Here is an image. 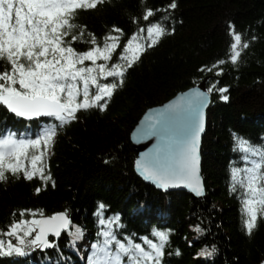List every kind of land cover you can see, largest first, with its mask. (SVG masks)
<instances>
[{"label":"trees","instance_id":"1","mask_svg":"<svg viewBox=\"0 0 264 264\" xmlns=\"http://www.w3.org/2000/svg\"><path fill=\"white\" fill-rule=\"evenodd\" d=\"M170 2L104 0L94 10L80 11L73 23L86 26L85 33L98 39L113 25L131 35L136 28L131 23L134 17L146 8L166 7ZM176 2L178 6L172 10L175 32L163 36L142 55L106 111L81 112L77 122L58 131L43 158L52 177L47 187L38 179L10 177L0 182V232L19 219L21 209H42L45 215L67 209L72 223L84 230L81 249L84 242L95 239L98 229L93 213L103 202L108 206L106 215L119 213L125 226L120 231L133 234V238H152L153 228L171 230L163 264H259L264 260V217L258 216L253 233L248 235L242 204L229 192L230 167L242 166L239 153L233 152L232 133L253 144L261 143L264 137V0ZM229 24L250 44L241 49L236 66L227 61L232 42ZM253 35L255 41L251 40ZM76 47L85 50L87 46ZM218 59L227 62L221 66L223 75L212 79L219 80V87L228 88L229 100H220L215 92L210 95L201 146L205 194L193 198L184 192L155 190L133 172L129 134L145 109L193 86L194 81L201 82L204 74L198 71L200 66H211ZM39 123H28L0 110V127L22 129L31 124L36 128ZM38 186L42 190L36 194ZM24 218L30 217L26 213ZM196 224L206 229L203 235L190 227ZM67 239L62 236L61 249H65ZM213 244L217 251L212 257L196 256L205 246L211 250ZM177 250L180 255H176ZM64 255L71 257L69 264H80L78 254L65 249ZM48 256L56 259L54 251H36L27 258L0 257V264H46Z\"/></svg>","mask_w":264,"mask_h":264},{"label":"snow or ice","instance_id":"2","mask_svg":"<svg viewBox=\"0 0 264 264\" xmlns=\"http://www.w3.org/2000/svg\"><path fill=\"white\" fill-rule=\"evenodd\" d=\"M102 3L104 0H0V110L29 122L48 118L35 129L31 124L23 130L6 125L0 128V182L10 177L38 179L47 187L52 177L43 158L58 131L77 122L81 112H105L142 55L163 36L175 32L172 10L178 6L176 0L166 7L146 8L134 17L131 23L136 28L131 35L113 25L98 39L85 33L86 26L73 23L80 11L94 10ZM228 28L232 42L227 61L236 66L241 49L250 44L233 25ZM77 44L87 47L78 50ZM227 61L218 59L211 66H200L205 89L194 81L192 88L162 107L150 109L140 121L134 141H152L134 161L135 171L144 181L160 190L185 187L196 197L204 196L199 148L206 126L205 109L214 92L220 100H229L228 88L219 87V80L212 79L223 75L221 66ZM232 136L233 152L239 153L242 166L230 167L229 192L242 204L246 215L243 227L251 235L258 216L264 217V137L253 144L234 132ZM41 190L38 186L35 193ZM106 212L108 206L98 203L93 213L98 231L89 245L86 264H163L170 229L153 228L152 238L139 236L136 242L133 234L120 231L125 227L120 214ZM26 213L30 218H24ZM190 227L200 235L206 231L200 224ZM83 235L67 209L52 215H45L42 209H21L19 219L0 232V257L27 258L33 252L51 250L56 259L48 256L46 264H69L71 257L65 256L64 250L79 254ZM4 236L9 238L7 242ZM62 236L68 237L65 249L59 245ZM216 251L213 244L211 250L205 246L196 256L210 258Z\"/></svg>","mask_w":264,"mask_h":264},{"label":"water","instance_id":"3","mask_svg":"<svg viewBox=\"0 0 264 264\" xmlns=\"http://www.w3.org/2000/svg\"><path fill=\"white\" fill-rule=\"evenodd\" d=\"M198 85L201 86L202 90L206 88L205 84H202V82H200ZM193 87V86H192ZM190 87V88H192ZM188 88V89H190ZM188 89L184 90V91H181V92H178L177 94H175L172 98L168 99L167 101L159 104V105H155V106H152V107H149L148 109H146L143 113V115L141 116V118L138 120L137 124L133 127V129L131 130L130 134H129V138H130V142H131V145H132V149H133V152H134V161L135 159L138 158L139 156V153L140 152H143V151H146L148 147L151 146V143L152 141H148V142H136L134 141L133 139V133L135 131V129L137 128V126L139 125L140 121L144 118L145 114L150 110V109H158L160 107H162L164 104L170 102L171 100H174L179 94H181L182 92H185L187 91ZM209 105H210V102H209ZM209 105L207 106V108L205 109V117H206V126H207V110H208V107ZM206 126H205V131L202 133L201 135V142H200V148H199V153H200V178H201V182H202V185H203V180H202V177H201V146H202V139H203V136L205 135V132H206ZM133 169H134V174L145 184L153 187L155 190H158L160 192H170V191H183L185 192L187 195L189 196H192L193 198H202V197H196L193 193L190 192L189 189L185 188V187H178V188H173V189H169L167 191H164V190H160V189H157L154 185H152L150 182H146L143 180L142 177H140L138 175V173L135 171V168H134V162H133ZM203 188H204V185H203ZM205 192V190H204ZM62 212V211H61ZM264 261V260H263ZM261 264V263H260Z\"/></svg>","mask_w":264,"mask_h":264},{"label":"rangeland","instance_id":"4","mask_svg":"<svg viewBox=\"0 0 264 264\" xmlns=\"http://www.w3.org/2000/svg\"><path fill=\"white\" fill-rule=\"evenodd\" d=\"M152 107V106H151ZM134 153V152H133ZM133 162H134V160H133ZM133 172H134V169H133ZM137 177V176H136ZM139 211H141V212H143V210L142 209H140ZM150 215V214H149ZM7 239H5V241L7 242V240H8V237H6ZM89 245H90V243H86L85 245H84V257H85V263H86V255L88 254V252H89ZM80 261H82V259H81V257H80Z\"/></svg>","mask_w":264,"mask_h":264},{"label":"bare ground","instance_id":"5","mask_svg":"<svg viewBox=\"0 0 264 264\" xmlns=\"http://www.w3.org/2000/svg\"><path fill=\"white\" fill-rule=\"evenodd\" d=\"M148 109V108H147ZM94 240H93V238L89 241V243H91V242H93Z\"/></svg>","mask_w":264,"mask_h":264}]
</instances>
